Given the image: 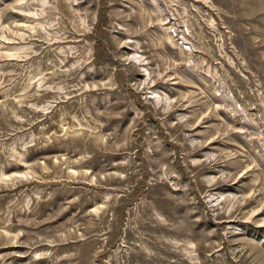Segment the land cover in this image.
Wrapping results in <instances>:
<instances>
[{
    "label": "rangeland",
    "instance_id": "rangeland-1",
    "mask_svg": "<svg viewBox=\"0 0 264 264\" xmlns=\"http://www.w3.org/2000/svg\"><path fill=\"white\" fill-rule=\"evenodd\" d=\"M0 264H264V0H0Z\"/></svg>",
    "mask_w": 264,
    "mask_h": 264
}]
</instances>
